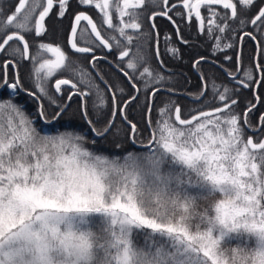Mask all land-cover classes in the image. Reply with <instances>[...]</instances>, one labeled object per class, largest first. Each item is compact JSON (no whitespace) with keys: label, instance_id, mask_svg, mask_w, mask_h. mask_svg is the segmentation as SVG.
Returning a JSON list of instances; mask_svg holds the SVG:
<instances>
[{"label":"snow or ice","instance_id":"obj_1","mask_svg":"<svg viewBox=\"0 0 264 264\" xmlns=\"http://www.w3.org/2000/svg\"><path fill=\"white\" fill-rule=\"evenodd\" d=\"M78 2L82 7L98 10L100 25L86 12L75 14L69 41L75 53L90 54L89 65L95 69L100 59L95 54L97 47L122 49L119 59H127L128 71H120L137 92L131 97L133 101L141 91L137 87L140 81L142 90L152 96L160 91L175 94L173 89L156 87L171 78L150 65L147 44L153 33L144 32L140 22V9L146 0ZM148 2L165 9L151 13L149 20L165 16L175 24L168 12L177 7L186 9L189 22L194 15L201 32L206 23L210 37L214 32L221 34L215 37L217 49L229 29L227 21L238 15V6L249 10L256 4V0H181L172 5L169 0ZM54 3L59 7L58 16L64 17L70 0H18L14 11L0 9V52L31 60L37 92L28 95L38 103L33 118L12 102L23 88L18 71L12 83L8 80L7 69H15L16 61H4L0 90L7 88L10 99L0 101V264H264V139L255 142L251 136L244 137L247 117L256 105L247 106L242 126L241 116L231 111L237 101L231 99L232 90L226 86L220 91L221 86L213 83V93L221 107L209 111L196 108L184 113L181 105L170 102L159 110L152 139L143 145L149 151L128 153L123 164L86 147V134L58 131L41 135L35 127L37 120L45 125L59 124L71 106L57 103L49 95L48 82L58 71L67 72L75 82L56 79L55 92L62 95V86H70L67 100L81 98L79 110L96 137L111 131L114 117L122 114L130 102L123 101L124 107L118 106L114 86L97 73L113 106L112 119L98 129L96 125L102 121L97 119L94 123L88 119L86 98L94 90V111L106 107L107 98L91 73L66 57L58 46L40 43L36 53L30 54L26 34L40 37L46 33L45 20ZM218 7L226 10L224 15ZM202 8L207 18L202 15ZM82 22L86 24L81 26ZM240 23L248 21L242 19ZM250 23L254 27L264 24V6ZM149 27L156 29L154 22ZM101 28L115 34H102ZM175 31L177 39L187 44L179 26ZM78 33L81 38L93 37L84 41L90 46H78ZM245 35L255 40L251 33ZM13 41L18 42L16 46L10 43ZM168 51L177 54L175 48ZM45 52L55 53L56 59H43ZM155 56L162 67L158 33ZM203 59L196 61L194 67ZM255 67L261 70L260 64ZM228 75L236 81L235 76ZM245 81L257 83L250 72H245L238 83L248 87ZM78 85L85 90L81 91ZM206 94L204 87L192 98L199 103ZM41 98L56 110L46 111ZM256 100L259 102V97ZM147 107L150 112L151 106ZM123 118L127 120L126 116ZM259 121V131L264 132V115ZM128 123L135 132L136 125ZM169 160L181 166L179 174L174 169L162 171L161 165ZM182 176L189 177L187 182ZM142 231L147 234L144 248L137 247L133 239L134 233ZM238 238H243V247H224Z\"/></svg>","mask_w":264,"mask_h":264},{"label":"trees","instance_id":"obj_2","mask_svg":"<svg viewBox=\"0 0 264 264\" xmlns=\"http://www.w3.org/2000/svg\"><path fill=\"white\" fill-rule=\"evenodd\" d=\"M181 0H169V5L179 4ZM264 0H256V4L251 7L249 10H244L238 6L237 11L238 15L235 20L229 19L227 21L229 29L223 34L221 40L220 48H216V36L221 35L219 32H214L213 36L210 37L207 32V25L205 23V30L203 32L199 29V23L197 19L193 16L189 22L187 12L183 7H177L174 10H170L168 15L172 17V20L175 21L173 24L167 17L158 16L154 20H149V16L153 12L164 11L162 5H153L148 0L146 4L141 7V17L140 22L142 24V30L144 32H152V38L149 39L147 48L148 53L151 57L150 65L153 69L160 72L164 77L171 79H166L163 84L156 85L159 88H169L173 89L175 94L172 95L168 91H160L155 96H152L150 102V93L144 92L143 81H140L137 84V87L141 89L138 98L134 101L131 100V97L134 95L135 91L129 86L127 79L119 69H124L128 71L125 67L127 62H112L119 69L114 67L109 62H96L95 69L99 74L106 80L109 84L113 85V91L116 92V103L118 106L123 107V101H130L126 107H124L123 115L127 117V120L132 124L136 125L135 132L133 133L134 143L131 141L130 133L131 127L129 123L124 122L122 119V114L115 116V124L112 127L111 131L104 137H96L93 132L90 130V127L85 123L81 112L79 110V105L81 103L80 98L72 99L70 103V108L68 109L67 114L65 115L64 120L60 122L62 126H56L54 128L47 127L42 124L39 120L36 121L35 127L40 132L41 135L44 134H55L56 132L64 131H73L75 133L86 134L88 147L97 155L106 156L109 159H118L121 164L124 163V157L128 153L142 154L149 151L148 148L144 147L147 142L152 137V130L155 127L159 119V110L170 102H174L182 106V111L187 113L188 111L196 108H201V110L213 109L215 107L221 106L216 102V97L213 93V83L220 87V91H223V87H227L232 90L231 99L236 100V105L231 109L232 112L237 113L241 116V125L243 126V114L247 111V106L251 103L254 104L256 97H259V102H257L254 110L249 113L247 120L248 126L258 125L259 117L264 113V24H260L258 27H254L250 21L257 14L258 9L263 4ZM218 11L221 12V15L225 14L226 10H223L222 7H218ZM77 11H85L97 22L98 26L100 25V16L98 11L93 7H82L79 4L78 0H70L68 10L64 17H62L61 25L64 23V29H61L60 38L65 42L67 40V34L71 27V18ZM202 15L207 18V12L202 8ZM177 13H182L181 16H178ZM246 20L248 23L241 24L240 20ZM155 23L156 29L153 31L149 25L150 23ZM221 22L222 21H219ZM83 26L84 22L81 23ZM179 26L180 35L183 37V40H186L188 43L184 44L179 41L176 36L175 28ZM102 34H105L107 31L104 28H101ZM243 31H249L255 36V41L251 40L252 38L244 37L240 43V36ZM156 33L159 35V60L163 62V66L157 62L155 56V47H156ZM115 33H108L107 35H114ZM106 35V37H107ZM91 38V36H88ZM166 37L168 39H166ZM85 39L79 36V43L82 45H89L84 41H91L92 39ZM255 43H254V42ZM240 43V44H239ZM225 44H231L232 47L224 48ZM175 48L177 49V54L172 55L168 49ZM118 50L120 48H117ZM117 49H114L117 51ZM122 50V49H120ZM102 52V51H100ZM255 54H257V59L255 62ZM203 57L204 59L194 67L196 61L200 60ZM225 57H231V59H225ZM3 59V58H2ZM88 58H82L83 62H78L84 70L88 73H91L92 78L95 83L100 86L105 92L107 98V106L104 108L96 109L95 111L92 108L93 102L95 101V92L93 90L92 95L87 99L88 109H89V119L95 120L99 119L102 122L97 124L98 129H103L107 120L111 118L112 112V102L108 90L105 88L92 71L89 62H86ZM1 61V60H0ZM28 62H20L19 65V77L24 83L23 88L25 90H18V94L12 100L17 106H22V110L29 116L35 118L36 110L38 103L36 99L28 95L29 92H37L34 83V75L29 76L27 71H23L21 64ZM260 64L261 70H257L255 65ZM0 68H2V62H0ZM240 69V74L236 77V81L228 75L229 73L234 74L237 69ZM142 70V69H141ZM260 72V77L258 74ZM245 72H250L253 79L259 83L255 86V83H249L248 87H241L238 83V77L241 76V79L244 78ZM139 73H137L138 75ZM129 75H132L129 72ZM11 79L14 78L13 70H10L8 77ZM203 76V79H202ZM60 77H65L68 79H75L68 75L67 72H57L48 82V91L49 95L53 96L56 99L57 103H65L69 87L64 86L67 90H62V95L57 94L53 87V82ZM2 75H0V84L2 83ZM135 82V81H134ZM81 87L80 85H78ZM204 87L207 88L206 96L200 100L199 103H196L191 97L199 94ZM118 89L122 90L119 91ZM85 89L81 87V91ZM39 94V93H38ZM180 95V97H179ZM137 96V95H136ZM10 99L9 91L7 88L0 90V101ZM208 101H213L212 103H207ZM41 103L45 105V109L48 112H52V106L49 105L48 101L41 98ZM151 104V111L148 110V105ZM206 105V106H205ZM73 107V108H72ZM73 109L71 112L70 109ZM147 112L148 118H147ZM151 120V125L149 124ZM55 124V123H54ZM57 125V124H55ZM248 130L245 129L244 137L247 139ZM95 140V143H91L92 140ZM257 140V138H255ZM116 145L120 147L117 148ZM180 165H173L170 160L166 161L161 165L163 172L174 169L177 174L180 172ZM188 176H182L185 182L188 180ZM195 176H192L193 182H195ZM192 195H196L195 190L190 189ZM97 223L99 219L97 218ZM134 243L137 247L144 248L145 240L147 239L146 231L139 233H134ZM157 240L160 238L157 237ZM243 238L232 239L230 243L224 244L225 248H236L237 246L243 247L242 243Z\"/></svg>","mask_w":264,"mask_h":264},{"label":"flooded vegetation","instance_id":"obj_3","mask_svg":"<svg viewBox=\"0 0 264 264\" xmlns=\"http://www.w3.org/2000/svg\"><path fill=\"white\" fill-rule=\"evenodd\" d=\"M17 4H18V0H0V9H3L5 12L10 13L11 11H14ZM78 7H79V2H78ZM56 11H57V13L55 15ZM58 12H59V7L54 3V8H53L52 12L49 14V17H47L45 20V26L47 29L45 34L41 35L40 37H36L34 33L26 34V39L28 40V43L30 46V54L34 55L36 53V46L38 44L46 43V44H51L54 47H57V46L60 47L61 50L65 53L66 57L70 58L71 60H74L77 62H83L82 58H88V60L86 62H90V60H91L90 54L75 53V51L71 49V46L68 42L69 32L67 34L66 42L62 38H60V33H62V32H61V28L58 27V25L59 26L61 25V20H60L61 17L58 16ZM78 12L79 11H77L76 13H78ZM73 16L71 19H73ZM71 22H72V20H71ZM84 24H86V22H84ZM104 29L106 30V28H104ZM108 33L112 34L111 32H108ZM245 33H251V32L243 31L241 36H240V41H242L244 39V37L246 36ZM246 37L250 38L249 36H246ZM84 38L89 39L90 37L85 36ZM105 38H107V37H105ZM90 39H93V37L91 36ZM251 40H253V39H251ZM0 42H2V40H0ZM77 42H78V46H81V47L90 46V45H82L79 43V33H78V37H77ZM10 43L13 46H16L18 42L13 41ZM114 49H117V48L113 47L111 50H109V49L107 50L106 48H103V47H97L95 49V54L97 57H100V59H98L96 62H109L111 64H114L112 62H121V60L119 59V53L121 50L117 49V51H116ZM100 51H102V52H100ZM43 59L55 60L56 54L52 53V52H45L43 54ZM0 60H1L0 62H2V65H3L4 61H6V60L16 61V68L15 69H13L11 66H9V68L7 69L8 73L10 72V70H13L14 78H15V72L20 71V69H19L20 62H28V63L21 64V67H23V71L28 72L29 76H33L31 60H23V59H20L18 56H11L7 52H0ZM40 62H42V60ZM123 62H127V59H125ZM60 78H65V77H60ZM240 80H241V76L238 77V81H240ZM20 82H21V80H20ZM2 83H3V80H2ZM53 87H54V85H53ZM67 87L70 88V86H67ZM22 88H23V86H22ZM23 90H25V89L23 88ZM62 90H66L64 88V86H62ZM70 90H68L67 96H68V93ZM67 96H66L65 102H67ZM76 98L79 99L80 97L79 96L73 97V99H76ZM80 100H81V98H80ZM69 102L70 101H68V103ZM261 115H264V113ZM46 126L54 128L56 126H62V124L59 123L57 125L52 124V125H46ZM248 127H250V128H247V130L249 132L247 138L249 136H251L255 142H259L260 139H264V132L259 131V129L261 128L260 121H259L258 125H253V126H248ZM253 130H255V131H253ZM255 138H257V140H255Z\"/></svg>","mask_w":264,"mask_h":264},{"label":"water","instance_id":"obj_4","mask_svg":"<svg viewBox=\"0 0 264 264\" xmlns=\"http://www.w3.org/2000/svg\"><path fill=\"white\" fill-rule=\"evenodd\" d=\"M261 6H264V2H263V4L261 5ZM79 12H81V11H79ZM83 12H85V11H83ZM87 13V12H86ZM88 14V13H87ZM89 15V14H88ZM75 16V15H74ZM74 16H73V19H72V23H71V26H72V24H73V21H74ZM70 33H71V27H70V30H69V34H68V42L70 41ZM241 42V41H240ZM69 44H70V42H69ZM71 46V45H70ZM108 50V49H107ZM256 59H257V54H255V62H257L256 61ZM115 66V65H114ZM116 67V66H115ZM91 69H92V71L95 73V75L97 76V70L96 69H93L92 67H91ZM258 74H259V77H260V72L258 71ZM100 75V74H99ZM233 76H235L236 77V75H237V73H235V74H232ZM231 77V76H230ZM97 78H98V80L100 81V79H99V77L97 76ZM62 79V78H61ZM101 82V81H100ZM55 83V82H54ZM102 83V82H101ZM103 84V83H102ZM104 85V84H103ZM137 95V92H135L134 93V95L132 96V97H134V96H136ZM151 99H152V95H150V102H151ZM255 105L257 104V101H255V103H254ZM150 106H151V104H150ZM124 107V106H123ZM221 107V106H220ZM205 111H209V110H205ZM148 113L149 112H147V118H148ZM122 115H123V113H122ZM86 120V119H85ZM128 122V121H127ZM130 137H131V141L134 143V140H133V130L131 129V133H130ZM151 139H152V137H151ZM150 139V140H151ZM148 144V143H147ZM146 144V145H147Z\"/></svg>","mask_w":264,"mask_h":264},{"label":"bare ground","instance_id":"obj_5","mask_svg":"<svg viewBox=\"0 0 264 264\" xmlns=\"http://www.w3.org/2000/svg\"><path fill=\"white\" fill-rule=\"evenodd\" d=\"M58 27H60L61 29H64V23L62 24V25H58ZM235 73H237V75H236V77L240 74V70H239V68L236 70V72ZM234 73V74H235ZM14 79L15 78H13V79H11V77L9 76L8 77V80H9V83H12L13 81H14ZM246 82V81H245ZM21 83H22V81H21ZM247 83V82H246ZM258 83H259V79L257 80V83H255V86H257L258 85ZM22 85H24V83L22 84ZM179 97H180V95H179ZM192 98V97H191ZM193 99V98H192ZM65 103H68V100H67V102H65ZM73 108V107H72ZM70 109V111L72 112L73 111V109ZM56 109H54L53 107H52V112L53 111H55ZM83 117V116H82ZM124 115H122V119H123V121L124 122H127V120H125L124 118ZM88 119H89V117H88ZM110 119H112V117L110 118ZM114 119H115V117H114ZM83 120L85 121V123L89 126V124L87 123V120H85V118L83 117ZM90 127V126H89Z\"/></svg>","mask_w":264,"mask_h":264},{"label":"rangeland","instance_id":"obj_6","mask_svg":"<svg viewBox=\"0 0 264 264\" xmlns=\"http://www.w3.org/2000/svg\"><path fill=\"white\" fill-rule=\"evenodd\" d=\"M181 2V1H180ZM58 6V5H57ZM98 11V10H97ZM185 11L187 12V10L185 9ZM56 13H57V11L55 12V15H56ZM194 16V15H193ZM81 26H83L82 24H81ZM250 128V127H249Z\"/></svg>","mask_w":264,"mask_h":264}]
</instances>
